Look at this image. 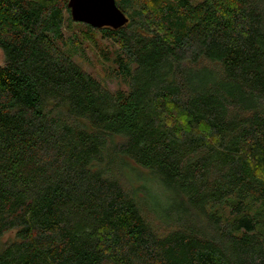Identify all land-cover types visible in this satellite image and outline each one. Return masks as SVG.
<instances>
[{
  "label": "trees",
  "instance_id": "16d2710c",
  "mask_svg": "<svg viewBox=\"0 0 264 264\" xmlns=\"http://www.w3.org/2000/svg\"><path fill=\"white\" fill-rule=\"evenodd\" d=\"M68 2L0 0V264H264V0H116L120 28Z\"/></svg>",
  "mask_w": 264,
  "mask_h": 264
},
{
  "label": "rangeland",
  "instance_id": "374dc122",
  "mask_svg": "<svg viewBox=\"0 0 264 264\" xmlns=\"http://www.w3.org/2000/svg\"><path fill=\"white\" fill-rule=\"evenodd\" d=\"M85 30H87V28L80 24L79 26L72 25V27L66 31L68 37L73 35L72 32H78L83 41L82 52L75 55L76 62L81 65L87 73L101 81L112 91H128V82L117 74L119 67L115 59L116 54L119 51L118 46L111 40L104 38L99 32H94V41H87L83 38ZM4 62L5 53L0 48V64H3ZM133 184L137 186L140 184V181L135 180ZM14 238L15 232L6 233L0 241V249L5 243L14 240Z\"/></svg>",
  "mask_w": 264,
  "mask_h": 264
},
{
  "label": "water",
  "instance_id": "95a60500",
  "mask_svg": "<svg viewBox=\"0 0 264 264\" xmlns=\"http://www.w3.org/2000/svg\"><path fill=\"white\" fill-rule=\"evenodd\" d=\"M68 7L75 21L94 28H120L129 20L116 0H69Z\"/></svg>",
  "mask_w": 264,
  "mask_h": 264
}]
</instances>
